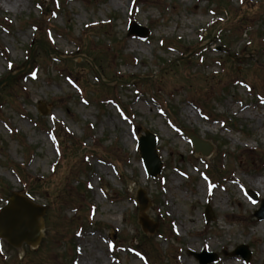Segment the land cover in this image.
Instances as JSON below:
<instances>
[{
    "label": "rangeland",
    "instance_id": "374dc122",
    "mask_svg": "<svg viewBox=\"0 0 264 264\" xmlns=\"http://www.w3.org/2000/svg\"><path fill=\"white\" fill-rule=\"evenodd\" d=\"M18 1L0 0V79L14 74L0 86V207L15 191L46 208L39 246L0 239V264H198L203 249L218 255L208 264H264L254 216L264 197V0ZM220 1L233 16L227 50L204 40ZM131 20L148 36L128 35ZM53 124L69 132L61 153L45 130ZM145 129L157 138L156 178L138 153ZM182 129L211 154L195 153ZM18 168L35 180L32 196ZM138 190L153 233L138 222ZM240 244L248 263L230 255Z\"/></svg>",
    "mask_w": 264,
    "mask_h": 264
},
{
    "label": "water",
    "instance_id": "95a60500",
    "mask_svg": "<svg viewBox=\"0 0 264 264\" xmlns=\"http://www.w3.org/2000/svg\"><path fill=\"white\" fill-rule=\"evenodd\" d=\"M129 34L146 36L147 32L141 31L135 23H130ZM10 78L11 77H7L1 80L0 85ZM188 135L192 140L195 151L201 152L204 155L211 152V145L191 134ZM155 146V137L146 131V135L141 136L139 139V151L143 159L146 173L152 177H156L161 169V162L156 153ZM137 200L140 204L139 222L142 225L143 230L152 233L155 226L153 227L151 225L144 214L148 202L142 191L138 192ZM44 211L45 208L43 206L36 205L26 197L13 192L7 203L0 209V237L4 238L14 247H20L22 243L36 247L42 236L41 227L43 224L39 222L38 218L43 215ZM206 214L207 220H209L212 217L209 208L206 209ZM254 214L258 219H264V199L261 201L259 209L256 210ZM233 254L242 256L245 261L250 259V253L245 245L238 246ZM195 256L198 258L200 264H207L216 259L215 254H207L206 252L195 254Z\"/></svg>",
    "mask_w": 264,
    "mask_h": 264
},
{
    "label": "trees",
    "instance_id": "16d2710c",
    "mask_svg": "<svg viewBox=\"0 0 264 264\" xmlns=\"http://www.w3.org/2000/svg\"><path fill=\"white\" fill-rule=\"evenodd\" d=\"M220 4H221V1L218 2L217 5L220 9H222L224 11L223 13L225 14V18L222 22L216 23L217 25L214 28L216 30V32H214V34L212 36L214 37L215 35H217L220 39H222V38L224 39L225 32L232 30L231 22L233 20V16L230 15L231 12L228 9H226L225 6L221 7ZM223 39H222V41H223ZM56 135L60 139V137L66 136L67 134L56 132ZM62 143H63L62 141H59V145H62ZM17 171L21 177V182L23 183L24 187H26L27 190L31 193L32 192L31 188H33L32 186H34L33 183L35 182V180H33L31 177H28V176L26 177L24 171L21 170L20 168H18Z\"/></svg>",
    "mask_w": 264,
    "mask_h": 264
},
{
    "label": "bare ground",
    "instance_id": "6f19581e",
    "mask_svg": "<svg viewBox=\"0 0 264 264\" xmlns=\"http://www.w3.org/2000/svg\"><path fill=\"white\" fill-rule=\"evenodd\" d=\"M3 2H4V4L6 5V6H10V7H17V6H19V1L18 0H3ZM189 116H193V113H192V111H190V113H189ZM174 178V177H173ZM261 181H262V179H260V178H256V179H252V180H249V182L250 183H252V184H256V183H261ZM221 203H225V202H223V200L221 199ZM219 204H220V202H219ZM192 221V220H191ZM185 229H187V227H181L180 226V230H185ZM190 246L191 247H193L192 246V244H190ZM80 261H81V264H87V261H86V259H85V257H83V258H81L80 259ZM94 264H108V263H104V262H100L99 260H98V257L97 256H95L94 257ZM235 264V263H234Z\"/></svg>",
    "mask_w": 264,
    "mask_h": 264
}]
</instances>
